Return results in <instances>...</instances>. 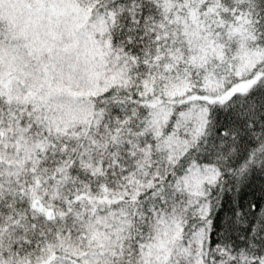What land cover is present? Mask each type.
I'll return each mask as SVG.
<instances>
[{"label": "snow or ice", "instance_id": "6c2138e0", "mask_svg": "<svg viewBox=\"0 0 264 264\" xmlns=\"http://www.w3.org/2000/svg\"><path fill=\"white\" fill-rule=\"evenodd\" d=\"M0 264H264V0H0Z\"/></svg>", "mask_w": 264, "mask_h": 264}]
</instances>
